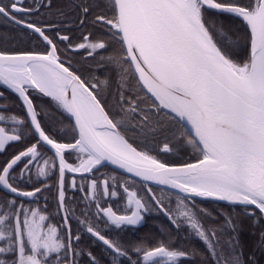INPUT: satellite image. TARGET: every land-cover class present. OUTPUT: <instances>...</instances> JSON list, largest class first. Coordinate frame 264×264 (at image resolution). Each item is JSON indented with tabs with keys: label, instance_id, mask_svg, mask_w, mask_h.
<instances>
[{
	"label": "snow or ice",
	"instance_id": "obj_1",
	"mask_svg": "<svg viewBox=\"0 0 264 264\" xmlns=\"http://www.w3.org/2000/svg\"><path fill=\"white\" fill-rule=\"evenodd\" d=\"M53 5L0 0V24L35 41L0 35V264H99L85 236L107 264H260L264 0H76L69 24L59 6L39 18ZM152 211L159 239L120 235Z\"/></svg>",
	"mask_w": 264,
	"mask_h": 264
},
{
	"label": "trees",
	"instance_id": "obj_2",
	"mask_svg": "<svg viewBox=\"0 0 264 264\" xmlns=\"http://www.w3.org/2000/svg\"><path fill=\"white\" fill-rule=\"evenodd\" d=\"M76 2V0H54V5H53V9H54V14L56 12L55 10V4L58 3L61 5H64V11L66 13H68V19H65L64 22L65 23H70L71 19L75 16V12L72 11L71 9V4ZM67 21V22H66ZM76 30H81L79 28H77ZM0 35L4 36L5 37V40H4V44L5 46H8V47H16V46H21V47H24V46H32L35 41H29V40H26L25 38L23 37H18L17 36V33L12 30V28L4 25V29L3 30H0ZM35 95V94H34ZM44 100V101H47L48 98H42V97H39L38 100ZM3 102H0V104H2ZM17 107L18 106H13L10 108V112L9 113H6L5 115H8L10 113H14L17 111ZM0 126H9V124L7 122H0ZM188 150V149H187ZM189 152L188 151H185V152H181L180 154L183 156L182 158H184V154L187 155ZM168 158H176V155L175 154H170ZM188 158V157H186ZM55 179V177L53 178ZM47 183H52L53 181H46ZM72 194L70 193L69 196H71ZM198 203H200L203 207H206L208 208L212 214H213V217H217L218 215V211L219 209H223L225 211H231V208L230 206H228L227 204H224V203H220V202H216V201H198ZM41 204H43V201H41ZM51 210L53 211V213H55V203L52 202L51 204ZM54 223H57V224H60L61 221L59 219L55 220V221H52ZM219 222H222V217L219 218V219H213V220H209L207 221V223H219ZM182 235L186 236L187 239L185 242H180L179 245L183 248H187V249H191L193 247H202V245L200 244V242L195 239V244H191L189 243V240H190V236L186 235L185 232H182ZM189 238V240H188ZM244 238H247V234L245 233L244 234ZM81 244L82 245H88L90 244L91 245V248H93V252L94 254H96L97 258H98V261H99V264H107V254L106 252L104 251V249L102 247H99L97 246V243L96 242H93V241H90L89 238L87 236L84 237V239L81 241ZM257 257L259 259V262L260 264H264V255H261L260 253H257ZM203 257H201L202 259ZM180 264H184L183 261L180 262ZM195 264H200V260H196L195 261Z\"/></svg>",
	"mask_w": 264,
	"mask_h": 264
},
{
	"label": "flooded vegetation",
	"instance_id": "obj_3",
	"mask_svg": "<svg viewBox=\"0 0 264 264\" xmlns=\"http://www.w3.org/2000/svg\"><path fill=\"white\" fill-rule=\"evenodd\" d=\"M29 2H31V0H29ZM58 6L62 7L64 10V5H61V3L55 4V7H54L55 10ZM41 12H42V15L39 18L43 19V20H51L53 24H56L60 20L64 19L63 17H60V16L54 14V9L52 10V12H49L47 10L42 9ZM65 24H68V23H65ZM8 27H10V26H8ZM72 27L74 28V30L77 33L82 31V30H76L77 27L75 24H73ZM3 29H4V24H0V30H3ZM82 55H84V54L82 53ZM188 150H189V152L187 155H185L186 153L184 154V158L189 157L190 155L193 154V149H191L189 147ZM179 155H180V158L183 157L181 154H179ZM100 173L106 174L108 176L115 175V176H117L118 179L122 178V173H120V172H118V171H116V170H114L108 166L100 168L98 174H100ZM68 178L71 179V176H69ZM77 182L79 183V180ZM152 187L154 188L155 191H157V193H159V188L157 186L152 185ZM70 193L73 195L72 192H69L68 195ZM75 195L77 197H79L81 194L76 193ZM165 197H166V202H167V194H165ZM108 204H111L114 209H121L122 210L124 207L123 202L119 199L110 200L107 202V204H105V206H108ZM71 206L72 205L70 204L69 207H71ZM172 207L173 208L175 207V203H173ZM145 217H146L145 221L142 223V225L139 226V231H135L134 229H132V226H126L124 228V230L120 232V235L123 236L125 240L134 239L135 237L147 238L148 240L159 239L161 228H168L169 227L168 218L163 213H160L157 211L145 213ZM72 228H73V232L75 233L77 230V224H76L75 220L72 221ZM129 229H132V230L130 231ZM133 232L135 233L134 236H133ZM179 235H180L181 239L178 241V244L181 241L185 242L187 237L182 235V232H180ZM195 239L196 238L194 236H190V240L188 238L190 245L195 244ZM91 250L93 251V248H91Z\"/></svg>",
	"mask_w": 264,
	"mask_h": 264
},
{
	"label": "water",
	"instance_id": "obj_4",
	"mask_svg": "<svg viewBox=\"0 0 264 264\" xmlns=\"http://www.w3.org/2000/svg\"><path fill=\"white\" fill-rule=\"evenodd\" d=\"M108 167H110V168H112V169H114L113 168V166H111L110 164L109 165H107ZM114 170H116V171H118V172H120V170L119 169H114ZM121 173V172H120ZM154 186H156L155 184H153ZM216 202H220V203H224V204H227V202H223V201H216Z\"/></svg>",
	"mask_w": 264,
	"mask_h": 264
}]
</instances>
